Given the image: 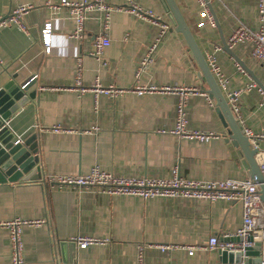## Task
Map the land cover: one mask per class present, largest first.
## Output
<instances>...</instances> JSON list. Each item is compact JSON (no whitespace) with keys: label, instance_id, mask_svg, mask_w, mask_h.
I'll list each match as a JSON object with an SVG mask.
<instances>
[{"label":"crops","instance_id":"0c3cea01","mask_svg":"<svg viewBox=\"0 0 264 264\" xmlns=\"http://www.w3.org/2000/svg\"><path fill=\"white\" fill-rule=\"evenodd\" d=\"M108 2L116 8L110 44L98 59L91 52L101 33V12L89 13L84 36L75 39L70 35L76 22L61 0H0L2 17L19 5L29 6L19 22L0 28V86L12 74H18L20 84L35 78L29 92L36 90L37 97L11 115L9 126L15 140L38 134L42 172L38 180L0 182V224L15 218L49 220L22 226L27 264H138L140 246L145 248L144 264H230L223 262L221 250L204 247L212 235L240 228V202L114 196L96 186H60L49 181L51 176L88 174L95 165L120 176L169 177L177 166L188 179H252L241 145L217 111V100L209 97L206 79L184 35L175 30L164 0H135L161 16L159 24L124 10L128 0ZM176 3L205 59L215 51L229 79V91L243 90L250 83L264 88V61L251 56V45L232 49L243 65L223 46L239 24L260 29L258 0L211 1L215 26L207 22L199 0ZM49 20L52 49L46 53L42 29ZM163 22L170 27L141 67ZM78 57L82 58L81 88L75 86ZM136 84L156 89L138 94ZM109 86L122 91L113 97L103 91ZM166 86L192 89L188 128L214 136L200 141L171 133L178 94L163 91ZM240 103L243 127L261 132L264 95L255 88L243 91ZM260 146L264 149V140ZM79 236L99 241L81 248L74 240ZM189 247L196 248L193 254ZM11 252L10 229L0 225V264L10 261Z\"/></svg>","mask_w":264,"mask_h":264},{"label":"built area","instance_id":"2783aa9c","mask_svg":"<svg viewBox=\"0 0 264 264\" xmlns=\"http://www.w3.org/2000/svg\"><path fill=\"white\" fill-rule=\"evenodd\" d=\"M205 8L204 15L209 24L215 26V17L210 12L209 6L213 0H199ZM61 5L68 7L69 14L76 22V28L70 35L75 39H81L84 36L85 24L89 18L91 11L97 10L102 13V28L101 33L97 36L94 42V50L91 52L93 56L101 59L105 47L110 44L109 29L111 25V16L115 7L109 5L108 0H61ZM54 8L56 5H53ZM29 6L19 5L13 8L7 16H0V28L7 26L12 22H19L21 15L27 11ZM124 10L136 14L137 16H148L152 18V22L156 23L161 21V16L155 14L150 9H144L138 5L135 0H128ZM259 17L262 22L260 29L253 30L250 27L239 24L232 30L227 39L228 46L233 49L234 47L242 44L251 45V56L258 61H264V0H258ZM157 22V23H158ZM159 24V23H158ZM170 26L163 22L161 24V34L151 44L148 49L147 55L141 62V67L145 66L153 52L156 50L160 37L163 36ZM53 33V23L51 20L46 21L42 29V41L45 47V52H51V37ZM219 49L216 47L215 50ZM207 64L216 77L217 83L221 90L227 92L228 103L232 112L239 122L244 125L245 120L241 113L240 96L243 91L258 89L264 95V90L256 83L248 84L243 90L229 91V79L225 72L222 70L215 51L208 52L206 55ZM77 75L75 76V86L82 87V58H77ZM1 67V60H0ZM238 69L244 72L243 68L238 65ZM140 75V72L137 73ZM97 88H100V83L97 80L95 83ZM103 89V88H102ZM154 86H142L136 84L134 91L138 94H143L148 91H153ZM86 90L85 88L82 89ZM101 90V88H100ZM163 91L175 92L178 94V102L176 106V119L175 127L171 133L177 136L198 139L200 141H207L213 133L199 132L188 128V98L192 92L191 88H182L177 86H166L162 88ZM111 96H117L121 93L120 88L109 86L103 89ZM210 105L214 106L213 101L207 96ZM10 120V119H9ZM9 120L6 125L9 126ZM10 128V126H9ZM57 129V128H55ZM244 132L249 138L250 144L253 149H257L256 161L264 176V149L260 146V142L264 140V129L261 132H253L250 128L245 127ZM22 141L21 138L16 139V143ZM49 181L53 185L60 186H96L101 188L104 192L110 195H131L139 196L144 199L162 197L174 199H196L215 202L217 200H226L229 202H240L243 210V220L240 228L233 233H223L221 235H212L209 238L207 245L204 247L208 250H228L242 253L243 258H248L247 251L253 249L257 244L260 262L257 264H264V204L260 194V187L252 179H221V180H194L183 178L179 173V168L175 166L172 169L169 177H142V176H120L112 171L104 170L99 165L91 168L88 174L82 175H58L51 176ZM48 219L42 220H25L15 218L10 222L0 225H5L10 229V242H11V259L7 264H27L25 259V245L22 238L23 225H42L48 224ZM78 246L81 248L87 247L90 244L96 243L99 240L91 237L79 236L74 239ZM167 246L164 248H171ZM144 246L139 247V260L138 264H144ZM195 247H189V254L195 252ZM243 264H248L244 262Z\"/></svg>","mask_w":264,"mask_h":264},{"label":"water","instance_id":"95a60500","mask_svg":"<svg viewBox=\"0 0 264 264\" xmlns=\"http://www.w3.org/2000/svg\"><path fill=\"white\" fill-rule=\"evenodd\" d=\"M164 2L175 30L184 35L200 67L201 74L206 79L209 86V97L217 100V111L220 113L224 124L232 130H230L234 134L232 138L236 139L241 145L251 169V178L259 185L261 198L264 203V176L255 159L258 150L250 147V141L245 136L243 125L232 112L176 0H164ZM223 46L225 51L239 61L235 52L228 46L226 41H224ZM240 64L242 63L240 62ZM17 76L18 74H12L10 79L0 86V182H17L20 179L25 181L38 180L42 177L40 159L37 154L38 134L33 133L28 139L16 143L15 134L6 125L11 115L18 111L26 101L37 97L36 90L29 92L30 87L35 83V78H30L20 84L17 81ZM262 89L264 90V88ZM259 247L260 244H257L255 248L249 249L246 253L248 258H244V261L259 263ZM221 253L224 263L241 264L243 261V256L240 252L223 250Z\"/></svg>","mask_w":264,"mask_h":264}]
</instances>
